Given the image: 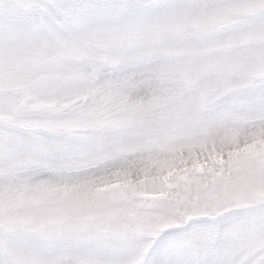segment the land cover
Wrapping results in <instances>:
<instances>
[{"label": "snow or ice", "instance_id": "obj_1", "mask_svg": "<svg viewBox=\"0 0 264 264\" xmlns=\"http://www.w3.org/2000/svg\"><path fill=\"white\" fill-rule=\"evenodd\" d=\"M0 264H264V0H0Z\"/></svg>", "mask_w": 264, "mask_h": 264}]
</instances>
